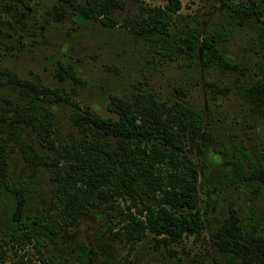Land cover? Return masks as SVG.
<instances>
[{
  "label": "rangeland",
  "instance_id": "obj_1",
  "mask_svg": "<svg viewBox=\"0 0 264 264\" xmlns=\"http://www.w3.org/2000/svg\"><path fill=\"white\" fill-rule=\"evenodd\" d=\"M179 1L182 15L198 19L201 29L209 34L221 33L217 41L221 54L228 62L244 68L242 73L203 68L195 57L190 66L185 65L183 57L170 61L155 53L148 43L132 37L119 24L108 28L96 20H83L77 25L65 19L54 21L49 15L53 7L65 5L57 0H0V71L10 69L26 79L35 75L50 87L63 85L73 101L103 117L115 116L108 110L109 96L123 97L133 91H150L158 100L172 97L203 108L209 116L211 135L205 143L199 141L191 154L201 170L197 180L198 206L205 223L201 234L197 238L183 236L178 242L163 244L146 232L144 238L130 245L107 232L103 203L97 202L74 226L43 237V245L25 241L21 245L14 238L22 230L10 232L14 225L12 196L1 189L0 264L12 261L42 264L37 250L43 259H52L57 264H239L240 246L235 251L230 246L222 249L208 236L209 229H214L227 216L229 206L237 211L240 231L251 237H264V196L252 198L247 186L229 177L232 165L226 161L232 152L224 151L239 147L252 158L264 154V119L252 111L238 90L239 86L264 82V73L258 68L259 63H264V13L261 12L264 0ZM224 1L245 2L262 14L238 24L228 16L227 8L222 6ZM161 3V0H124L123 9L114 10L110 15L120 22L125 15L135 13L139 4ZM56 61L71 64L82 84H73L69 79L58 82L53 77ZM208 82L226 88L227 92L217 91L212 95ZM6 98L20 107L28 106L16 86H0V106L5 105ZM40 105L52 113L51 138L63 137L69 130L72 107L63 102ZM42 114L40 109L38 121L12 125L19 137L39 152H45V148L38 145L34 129ZM259 164L264 166V159ZM31 170L23 162L19 149L13 148L5 161L6 181L10 186L27 177L23 215L28 220L47 206L55 189L48 170L39 167L32 176ZM250 263L264 264V258L252 259Z\"/></svg>",
  "mask_w": 264,
  "mask_h": 264
},
{
  "label": "trees",
  "instance_id": "obj_2",
  "mask_svg": "<svg viewBox=\"0 0 264 264\" xmlns=\"http://www.w3.org/2000/svg\"><path fill=\"white\" fill-rule=\"evenodd\" d=\"M57 1L65 5L53 7L49 15L54 21L65 19L77 25L83 20H96L108 28L119 24L132 37L148 43L155 53L170 61L183 57L185 65L190 66L195 57L203 68L216 67L220 72L242 73L244 70L221 54L217 46L221 33L209 34L201 29L198 19L182 15L179 0H161L162 3L155 6L139 4L135 13L125 15L120 22L110 14L122 10L124 0ZM222 6L238 24L264 13V7L261 13L245 2L224 1ZM258 68L264 73V63H259ZM1 75L5 76V81H0V85L17 86L28 101L27 107H20L6 98L5 105L0 106V190L12 196L13 216L22 217L28 183L22 178L10 186L7 184L5 160L13 148L17 147L24 162L31 165V175L43 167L55 183L47 206L32 218L33 224H23L22 233L14 240L21 245L24 241L43 245V237L74 226L97 202L103 203L107 232L130 245L144 238L146 232L158 237V242L163 244L178 242L183 236L197 238L201 234L205 228L198 206L197 180L201 170L191 154L199 141L204 142L211 135L209 117L203 108L189 106L172 97L158 100L150 91H133L123 97L109 96L108 110L115 116L103 117L73 101L63 85L50 87L35 75L26 79L6 68L1 70ZM53 77L58 82L69 79L73 84H82L73 66L60 61H56ZM206 84L212 95L217 91L227 92L226 88H218L212 82ZM238 90L252 111L264 119V82L239 86ZM70 93H74L73 89ZM57 102L72 107L68 116L69 130L63 137L51 138L52 113L40 104ZM40 109L43 114L34 133L45 152H39L21 139L12 127L16 123L38 121ZM224 151L232 152L230 163L234 180H246L257 192L264 190V166L257 163L261 157L250 159L239 147ZM242 160L248 161L246 173L241 169ZM243 235L234 208H229L223 222L208 233L212 243L222 249L230 246L235 251L234 248L240 246L239 255L246 263L250 255L240 243ZM255 241L264 250V238ZM36 252L42 264H57ZM11 264L26 263L12 261Z\"/></svg>",
  "mask_w": 264,
  "mask_h": 264
},
{
  "label": "flooded vegetation",
  "instance_id": "obj_3",
  "mask_svg": "<svg viewBox=\"0 0 264 264\" xmlns=\"http://www.w3.org/2000/svg\"><path fill=\"white\" fill-rule=\"evenodd\" d=\"M0 75H1V71H0ZM2 77H3V79L2 80H0V81H2V82H4L5 81V76H3V75H1ZM5 85H11V84H2V85H0V86H5ZM12 86H15V85H12ZM17 87V86H16ZM207 115V114H206ZM208 116V115H207ZM209 117V116H208ZM207 139H205V141H206ZM205 141L204 142H202V143H205ZM242 152H244L243 150H242ZM244 153H246V152H244ZM247 154V153H246ZM248 155V154H247ZM8 156V155H7ZM248 157L250 158V159H257L258 157H261V159H259V160H257V163L259 164V162L261 161V160H263L264 159V154H261V153H259V154H257L255 157H250L249 155H248ZM7 158V157H6ZM21 158H22V156H21ZM233 157H231L229 160H227L226 162L228 163V164H231L230 162H231V159H232ZM23 160V159H22ZM6 161V160H5ZM23 162H24V160H23ZM26 163V162H25ZM247 163H248V161H246V160H242V165H241V169H242V172H244V173H246L247 172ZM27 164H29V163H27ZM30 165V164H29ZM232 165V164H231ZM244 165H246V168H243L244 167ZM31 166V165H30ZM31 169H32V167H31ZM31 172H32V170H31ZM30 175H31V173H30ZM32 176V175H31ZM229 177L231 178V179H233L232 177H231V172H230V174H229ZM22 178H26L27 179V177H21L20 179H22ZM19 179V180H20ZM28 180V179H27ZM234 180V179H233ZM18 181V180H17ZM16 181V182H17ZM235 182H237L236 180H234ZM238 184H241V185H244V186H247L248 187V190H249V194H250V196L252 197V198H254V197H256V196H258V195H263L264 196V190H262V191H259V192H257L255 189H253L252 188V186H250V184H249V182H247L246 180L245 181H243V182H237ZM14 184V183H13ZM26 190V189H25ZM10 195V194H9ZM11 196V195H10ZM25 200H26V192H25ZM24 206H25V202H24ZM24 206H23V211H24ZM229 208H233V207H228V211H229ZM228 211H227V215H228ZM34 217V216H33ZM32 217V218H33ZM227 217V216H226ZM225 217V218H226ZM32 218L31 219H29L28 220V218L26 217V216H24L23 215V213H22V217L19 219V218H15L14 216H13V208H12V212H11V220L13 221V226L11 227V230H10V232H14V231H17V230H21L22 229V226H23V224H29V223H32L33 224V220H32ZM224 218V219H225ZM223 219V220H224ZM223 220H222V222H223ZM221 224V223H220ZM263 224H264V219H263ZM240 232H242L244 235H243V238L240 240V243L243 245V246H246V248L249 250V255H250V260H246L247 262L246 263H244L243 262V258H241L240 256H239V261H240V263L239 264H251L250 262H252V259H263L264 258V250L263 249H261L259 246V243L258 242H256L255 241V239H258V237H251L250 235H248V234H246L243 230H241ZM261 238V237H260ZM262 238H264V237H262ZM261 238V239H262ZM245 242H247V243H245ZM254 242L255 243H257V245H254ZM243 249H245V248H243ZM255 250V251H254ZM244 253V256H245V251L243 252ZM247 253V252H246ZM252 256H255V258L254 257H252ZM259 256H262V257H260V258H256V257H259ZM230 257H227V259L228 260H230L229 259ZM255 263H256V261H255Z\"/></svg>",
  "mask_w": 264,
  "mask_h": 264
}]
</instances>
